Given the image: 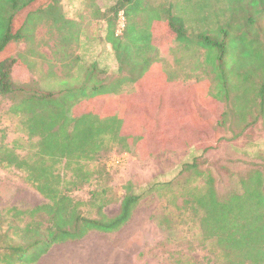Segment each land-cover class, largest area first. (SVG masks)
I'll use <instances>...</instances> for the list:
<instances>
[{
	"label": "trees",
	"instance_id": "obj_1",
	"mask_svg": "<svg viewBox=\"0 0 264 264\" xmlns=\"http://www.w3.org/2000/svg\"><path fill=\"white\" fill-rule=\"evenodd\" d=\"M59 2L0 0V53L10 44L16 48L28 40L32 17L37 18L47 10L44 7ZM240 3L253 14L240 30V46L227 41L229 32L225 29L223 36L201 39L208 50L207 60L213 65L215 86L210 100L198 102L193 95L186 108L191 111L196 105L216 112L221 105L223 111L215 123L209 118L208 123L203 119L192 125L196 129L193 138L180 136L182 122H175L179 124L175 133L167 131L168 127L174 129L172 122H167L172 121L171 115L165 113L167 106L173 104L172 93L156 92L150 101L148 81L133 76L137 70L148 72L161 51L152 36L136 31V24L131 22L130 12L136 0H114L103 13L105 41L119 65L116 76L97 63L84 68L79 57H74L67 68L69 73L62 79L65 82L61 90L30 91L23 85L17 88L13 82L14 57L0 59V96L12 103L9 112L19 117L23 135L19 141L22 153L7 146L0 148V166L27 173L28 181L47 201L32 211L15 213L42 215L46 219L45 223L19 226L15 234L19 235V242H25L19 243V250L43 245L48 251L56 244L82 240L92 232L115 234L130 222L141 197L132 184L123 187L121 193L113 185L106 167V160L113 153H131L139 158L192 148L207 153L219 147L224 132L237 139L258 123L264 130V0ZM121 12L125 26L117 34L115 25ZM166 14L163 31L188 42L183 20L170 9ZM60 31L63 33V29ZM71 40L79 38L73 35ZM232 51L235 55L239 51L240 65L235 64ZM78 68H82V76ZM133 84L136 90H125V86ZM17 90L19 94L14 96ZM184 97L178 99L183 102ZM153 106L155 110L151 112ZM180 113L184 114V110ZM155 114L165 119L158 121ZM214 139L217 142L211 144L209 141ZM252 166L240 177L238 191L222 197L214 177L208 176L203 193L194 201L204 241L220 250L227 264H264V164ZM82 195L87 196L86 200ZM117 202L118 214L107 215L105 209Z\"/></svg>",
	"mask_w": 264,
	"mask_h": 264
},
{
	"label": "rangeland",
	"instance_id": "obj_2",
	"mask_svg": "<svg viewBox=\"0 0 264 264\" xmlns=\"http://www.w3.org/2000/svg\"><path fill=\"white\" fill-rule=\"evenodd\" d=\"M113 2L60 0L58 5L51 3L44 7L43 10H47L37 18L33 16L28 40L16 48L10 44L0 53V59L13 56L16 61L12 71L16 87L23 85L30 91L61 90L65 82L62 79L69 73L67 68L74 57H79L84 68L97 63L110 75H118L119 65L111 46L105 41L106 26L102 21L103 13ZM132 9L130 19L136 24L135 30L152 36L153 42L161 48L159 58L149 71L137 70L133 76L148 81L146 92L150 101L156 92L172 93L173 104L167 106L165 113L171 115L172 121L167 122H172L174 129L168 127L167 131L175 133L179 128L175 122H182L180 136L193 138L196 129L192 125L203 119L208 123L209 118L215 123L223 111L221 105L216 112L201 110L196 105L191 111L186 108L193 95L198 102L210 100L215 86L213 65L207 60L208 50L201 39L223 36L225 29L229 32L227 41L240 46V30L245 19L253 14L244 9L240 0H136ZM169 9L183 20L188 42L163 31ZM261 18L264 27V18ZM124 26L125 18L121 12L115 25L116 33L120 34ZM73 35L79 40L72 41ZM239 55V51L237 55L232 51L236 65L242 63ZM78 74L82 76V68H78ZM136 89L134 84L125 86L126 91ZM18 94L19 90L13 95ZM178 97H184L183 102ZM11 104L0 96V148L7 146L19 154L22 153L19 141L22 142L23 135L19 117L9 112ZM158 106L161 112V106ZM152 110H155L154 106ZM180 110H184V114ZM156 116L158 121L165 119ZM212 135L210 131L209 137ZM222 136L219 147L207 153L198 148L159 152L146 158L131 153H113L106 160L113 185L121 193L123 187L132 184L141 197L130 222L110 237L92 234L84 241L57 246L52 255H66V260L79 256L80 260H85L87 253L92 251L97 260L104 256V264H227L223 253L211 242L204 241L199 226L200 214L193 208L194 201L203 193L208 176L214 177L222 197L240 189V177L253 168L252 165L264 164V130L258 123L237 139L228 132ZM82 197L87 198L86 195ZM46 202L28 181L27 173L11 166H0V264H39L40 258L47 255L43 245L19 250V243L25 242H19V235L15 234L25 223L46 222L42 215L32 217L15 213L32 211ZM119 208L120 202H117L108 206L105 212L115 216Z\"/></svg>",
	"mask_w": 264,
	"mask_h": 264
},
{
	"label": "crops",
	"instance_id": "obj_3",
	"mask_svg": "<svg viewBox=\"0 0 264 264\" xmlns=\"http://www.w3.org/2000/svg\"><path fill=\"white\" fill-rule=\"evenodd\" d=\"M92 234H97V235H102V236L107 235L109 237L113 235V234H105V233H101V232H92V233H89L82 240H79V241H71V242H67V243H63V244H56V245L52 246L48 250L47 255H45V256H43V257L40 258L39 264H104V256L102 255V257L99 260H97L96 259V255H94V252H92V251H89L87 253V257L86 258L84 257L85 260H80V257L79 256H73V257L69 258V260H66V255L60 256V257H57L56 255H52L54 253L53 250H54L55 247H57V246L58 247L59 246H65L67 244L77 243V242L84 241L86 238H88ZM90 248L92 250L96 249V247H90ZM105 258H106V256H105Z\"/></svg>",
	"mask_w": 264,
	"mask_h": 264
}]
</instances>
